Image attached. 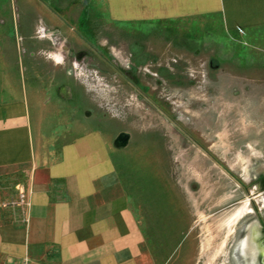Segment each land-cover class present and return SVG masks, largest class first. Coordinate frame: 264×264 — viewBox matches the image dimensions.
<instances>
[{"label":"crops","instance_id":"1","mask_svg":"<svg viewBox=\"0 0 264 264\" xmlns=\"http://www.w3.org/2000/svg\"><path fill=\"white\" fill-rule=\"evenodd\" d=\"M13 1L14 10L0 4V264H143L128 187H145L153 171L166 177L165 153L147 150L168 143L163 131L106 116L105 82L123 80L129 97L141 96L146 87L134 75L145 63L132 47L146 60L151 54L128 42L133 72L124 76L106 59L104 17L116 27L186 19L177 31L186 41L175 48L191 52L188 40L201 32L195 21L243 39L264 28V0H102V14L91 4L101 0H82V10L80 0H59L77 8L71 20L45 0ZM88 16L95 28L79 20ZM149 32L140 33L146 43ZM121 133L127 140L116 145Z\"/></svg>","mask_w":264,"mask_h":264},{"label":"rangeland","instance_id":"2","mask_svg":"<svg viewBox=\"0 0 264 264\" xmlns=\"http://www.w3.org/2000/svg\"><path fill=\"white\" fill-rule=\"evenodd\" d=\"M45 1L66 20L84 9L82 0L77 8ZM14 3L20 5L9 0L8 8L14 10ZM91 4L104 13L102 0ZM93 19L79 20L95 28ZM104 22L106 59L115 58L124 76L133 72L128 42L151 54L146 60L140 45L130 51L145 63L137 64L134 76L146 94L129 97L123 80L105 82L99 102L106 116L138 130L163 131L168 143L147 150L165 153L166 177L153 171L145 187H128L144 232L143 264H264V28L234 39L195 21L201 32L185 52L175 44L186 41L177 38L190 25L186 19L122 27L107 17ZM148 30L146 43L140 33Z\"/></svg>","mask_w":264,"mask_h":264},{"label":"water","instance_id":"3","mask_svg":"<svg viewBox=\"0 0 264 264\" xmlns=\"http://www.w3.org/2000/svg\"><path fill=\"white\" fill-rule=\"evenodd\" d=\"M127 140V135L126 133H121L120 135H118V137L115 139V144L116 145H123L125 144Z\"/></svg>","mask_w":264,"mask_h":264},{"label":"bare ground","instance_id":"4","mask_svg":"<svg viewBox=\"0 0 264 264\" xmlns=\"http://www.w3.org/2000/svg\"><path fill=\"white\" fill-rule=\"evenodd\" d=\"M242 208H240V210L238 211V213H235V215L233 216V220L237 219V217L241 216L244 214L245 210L247 209V207H244L243 211L241 210ZM248 210V209H247ZM237 211V210H236ZM230 220V219H229ZM231 221V220H230ZM233 222V221H232ZM233 224V223H232Z\"/></svg>","mask_w":264,"mask_h":264},{"label":"built area","instance_id":"5","mask_svg":"<svg viewBox=\"0 0 264 264\" xmlns=\"http://www.w3.org/2000/svg\"><path fill=\"white\" fill-rule=\"evenodd\" d=\"M241 32H242V30H241ZM19 264H31V263H30V260H29L27 257H24V258L20 261Z\"/></svg>","mask_w":264,"mask_h":264},{"label":"flooded vegetation","instance_id":"6","mask_svg":"<svg viewBox=\"0 0 264 264\" xmlns=\"http://www.w3.org/2000/svg\"><path fill=\"white\" fill-rule=\"evenodd\" d=\"M261 177H262V176H261ZM261 177H260V178H261ZM245 188H246V191H248V188H247V187H245ZM251 199H252V200H254V198H253V197H251ZM263 223H264V222H263ZM258 235H259V234H258Z\"/></svg>","mask_w":264,"mask_h":264}]
</instances>
